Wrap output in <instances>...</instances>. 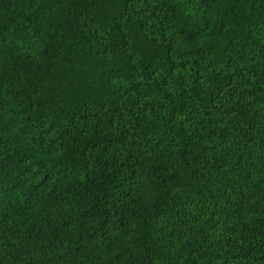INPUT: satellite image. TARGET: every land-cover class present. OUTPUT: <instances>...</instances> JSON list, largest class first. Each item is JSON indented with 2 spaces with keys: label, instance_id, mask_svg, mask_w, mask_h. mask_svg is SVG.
Masks as SVG:
<instances>
[{
  "label": "trees",
  "instance_id": "obj_1",
  "mask_svg": "<svg viewBox=\"0 0 264 264\" xmlns=\"http://www.w3.org/2000/svg\"><path fill=\"white\" fill-rule=\"evenodd\" d=\"M0 264H264V0H0Z\"/></svg>",
  "mask_w": 264,
  "mask_h": 264
}]
</instances>
